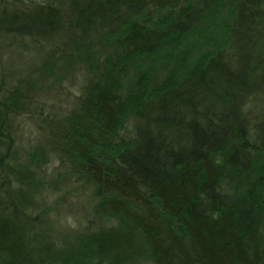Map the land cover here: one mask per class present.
I'll return each instance as SVG.
<instances>
[{"label": "trees", "instance_id": "obj_1", "mask_svg": "<svg viewBox=\"0 0 264 264\" xmlns=\"http://www.w3.org/2000/svg\"><path fill=\"white\" fill-rule=\"evenodd\" d=\"M5 34L0 264H264V0H0Z\"/></svg>", "mask_w": 264, "mask_h": 264}, {"label": "rangeland", "instance_id": "obj_2", "mask_svg": "<svg viewBox=\"0 0 264 264\" xmlns=\"http://www.w3.org/2000/svg\"><path fill=\"white\" fill-rule=\"evenodd\" d=\"M2 37H4L6 41L14 39L17 41V44H15L16 46H13L12 48H7V50H5L4 52L0 51V69L1 67H3V70L13 72L16 71V66L28 65L30 63L31 54L29 52H26L25 50H21L19 45L21 39L17 38V36H13L12 34H5L2 35ZM23 42H28V40L25 39L23 40ZM61 87L63 88V93L60 92V96L54 97L52 96V93L50 95L51 98L45 101L44 108L46 113L49 112V110L53 111L54 113H57V111L60 110H67L69 105H71L70 102L73 100L74 95L78 93V85H70L67 83L66 85H62ZM14 132L17 138L18 145L22 149H29L32 146H35L40 136L38 133L36 121H32V119L29 120L25 116H22L15 121ZM58 170L59 166L56 162H49L46 164L43 171L48 177H52L55 176L54 174H56ZM58 195L60 194L51 192L50 196L48 197V203L53 202L52 200L56 199ZM71 195L72 194H68L65 197V200H63L66 205H68L69 201H71ZM82 197L83 195L80 194L76 198L77 200H81ZM51 207L53 211L59 210L62 207V203H54ZM78 214L79 213H75L74 217L79 218L80 215L78 217ZM76 218H65L64 220H66L65 223L67 224L65 225V227H69L71 228V230L78 227L79 220L77 219L78 223L73 221Z\"/></svg>", "mask_w": 264, "mask_h": 264}]
</instances>
